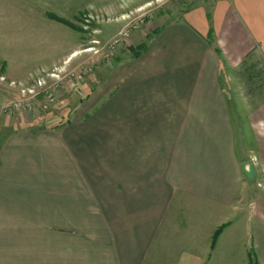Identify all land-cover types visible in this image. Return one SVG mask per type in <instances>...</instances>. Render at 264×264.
<instances>
[{
  "label": "crops",
  "instance_id": "crops-1",
  "mask_svg": "<svg viewBox=\"0 0 264 264\" xmlns=\"http://www.w3.org/2000/svg\"><path fill=\"white\" fill-rule=\"evenodd\" d=\"M113 5L0 0L8 76L71 60L80 37L58 18ZM210 8L162 20L77 111L65 95L60 126L10 134L0 264H264V0Z\"/></svg>",
  "mask_w": 264,
  "mask_h": 264
},
{
  "label": "rangeland",
  "instance_id": "rangeland-1",
  "mask_svg": "<svg viewBox=\"0 0 264 264\" xmlns=\"http://www.w3.org/2000/svg\"><path fill=\"white\" fill-rule=\"evenodd\" d=\"M215 1L113 0L114 5L111 10L96 8L81 11L76 18V25L69 21L64 22L75 28L80 37L77 50L81 51L71 60L68 58L64 61L67 69L75 72L76 76L71 73L60 82L49 79L48 86L55 93L54 102H47L43 97L30 99L34 104L33 108L27 106L15 109L13 104L22 98V91L35 86V81L46 71L55 69L61 64L34 73L27 79H21L9 77L6 61L0 60V153L10 134L16 133L21 128L57 127L66 122L65 118L73 106L68 99L64 101L65 95H72L73 91H76L77 111L88 99L91 91H94L105 79L106 70L144 51L146 42L157 31L161 22L173 21L184 11L200 6H207L210 10ZM123 30L128 33L125 37L121 36ZM116 39L119 41L112 45L111 43ZM73 61H76L75 66ZM88 65L91 70L85 73L83 70ZM246 72L244 78L251 80L252 73ZM78 73H84L83 77H77ZM55 83L59 85L58 88L54 86ZM30 94L28 92V95ZM61 110L65 111L63 115ZM84 218L78 217V224L80 221H86Z\"/></svg>",
  "mask_w": 264,
  "mask_h": 264
},
{
  "label": "built area",
  "instance_id": "built-area-1",
  "mask_svg": "<svg viewBox=\"0 0 264 264\" xmlns=\"http://www.w3.org/2000/svg\"><path fill=\"white\" fill-rule=\"evenodd\" d=\"M128 33L126 31L123 30V32L121 33V36H127ZM119 39H116L115 41H113L111 44L114 45L116 42H118ZM62 64H65L64 62ZM61 64V65H62ZM57 66V68L46 71L45 74L42 75L41 78H38L37 81H35L36 85L27 89V91H22V98L19 99L18 101H16L13 104V107H15V109H20L21 108H26L27 106L30 108H33L32 106L34 105L32 101H30V99H37V98H42L44 100H46L47 102H54L55 100V93L54 90H51L50 86H48V80L52 79L55 80L56 82H60L63 81L66 76H70L71 73H75L72 71H69L67 69L66 64L62 65V66ZM91 70L90 65L86 66L84 68V72H88ZM68 71V72H67ZM66 72V73H65ZM84 73H78L77 77L82 78ZM74 76H76V74H74ZM54 86L56 88H58L57 83L54 84ZM28 92L31 93L30 95H28ZM28 97V98H27Z\"/></svg>",
  "mask_w": 264,
  "mask_h": 264
},
{
  "label": "trees",
  "instance_id": "trees-1",
  "mask_svg": "<svg viewBox=\"0 0 264 264\" xmlns=\"http://www.w3.org/2000/svg\"><path fill=\"white\" fill-rule=\"evenodd\" d=\"M58 19H59V20H62L63 22L68 23V21L65 20V19H60V18H58ZM222 227H223V226L219 227V228L215 231V233H214V235H213V237H212V247H214L215 242H216V239H217L219 233L221 232ZM248 264H259L258 261H257V259H256V257L254 256V254H253L251 251L249 252V262H248Z\"/></svg>",
  "mask_w": 264,
  "mask_h": 264
}]
</instances>
